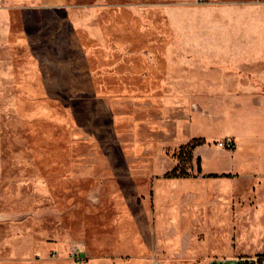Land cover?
Returning a JSON list of instances; mask_svg holds the SVG:
<instances>
[{
    "label": "rangeland",
    "instance_id": "1",
    "mask_svg": "<svg viewBox=\"0 0 264 264\" xmlns=\"http://www.w3.org/2000/svg\"><path fill=\"white\" fill-rule=\"evenodd\" d=\"M27 4L0 7V261L85 245L259 264L264 179L221 174L250 175V161L180 150L218 146L208 120L264 92V0ZM175 168L190 177L167 178Z\"/></svg>",
    "mask_w": 264,
    "mask_h": 264
},
{
    "label": "crops",
    "instance_id": "2",
    "mask_svg": "<svg viewBox=\"0 0 264 264\" xmlns=\"http://www.w3.org/2000/svg\"><path fill=\"white\" fill-rule=\"evenodd\" d=\"M5 0H0V7ZM22 1L27 7L35 10L61 9L66 5L67 0H11ZM236 108L228 111L226 108H219V117L217 120H208L205 127L218 131L219 134L214 136L211 141H220L225 138H233L236 142V148L233 151H222L224 149L218 146L211 147L203 144L200 149L221 153L231 160L244 163L251 162L253 172L249 175L238 173H221L236 175L237 177L264 179V92L260 89L252 90L251 93L242 94L235 99ZM228 113H227V112ZM206 122V121H205ZM205 129V128H204ZM216 139V140H213ZM219 150H218V149ZM199 149V150H200ZM250 154V157L246 156ZM202 161V159H201ZM204 177H211L205 173L202 165ZM220 174V173H219ZM83 261L77 263L71 257V248L66 249L62 245H54L52 249L54 254L49 251L42 253L39 258H29L26 260L0 261V264H148L143 256H130L129 258H114L111 256H95L90 248L80 246ZM130 247L136 249V245L131 243Z\"/></svg>",
    "mask_w": 264,
    "mask_h": 264
},
{
    "label": "trees",
    "instance_id": "3",
    "mask_svg": "<svg viewBox=\"0 0 264 264\" xmlns=\"http://www.w3.org/2000/svg\"><path fill=\"white\" fill-rule=\"evenodd\" d=\"M205 141H197L189 146L182 147L180 150V156L187 159V162L194 161L193 152L194 150L200 146L203 145ZM196 167H197V174H202V166H201V159H198L196 161ZM167 178H188L190 177V173L185 169L181 173H179L178 168H175L172 173L166 175ZM259 264H261L264 261V254L259 258ZM252 264V263H250Z\"/></svg>",
    "mask_w": 264,
    "mask_h": 264
},
{
    "label": "built area",
    "instance_id": "4",
    "mask_svg": "<svg viewBox=\"0 0 264 264\" xmlns=\"http://www.w3.org/2000/svg\"><path fill=\"white\" fill-rule=\"evenodd\" d=\"M218 147L221 149H225L228 151H233L236 148V142L233 138H225L217 143ZM82 251L78 247H73L71 250V257L77 262L80 263L83 261V258L81 256ZM238 259H234L232 261L228 260H220V261H214L209 264H228L229 262H238Z\"/></svg>",
    "mask_w": 264,
    "mask_h": 264
},
{
    "label": "bare ground",
    "instance_id": "5",
    "mask_svg": "<svg viewBox=\"0 0 264 264\" xmlns=\"http://www.w3.org/2000/svg\"><path fill=\"white\" fill-rule=\"evenodd\" d=\"M193 113V112H192Z\"/></svg>",
    "mask_w": 264,
    "mask_h": 264
}]
</instances>
